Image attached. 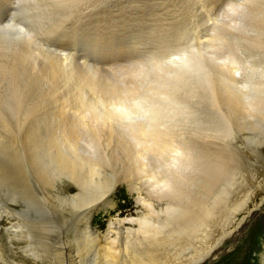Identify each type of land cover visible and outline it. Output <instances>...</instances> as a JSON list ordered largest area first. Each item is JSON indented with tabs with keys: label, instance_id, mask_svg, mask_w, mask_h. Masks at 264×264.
I'll list each match as a JSON object with an SVG mask.
<instances>
[{
	"label": "rangeland",
	"instance_id": "rangeland-1",
	"mask_svg": "<svg viewBox=\"0 0 264 264\" xmlns=\"http://www.w3.org/2000/svg\"><path fill=\"white\" fill-rule=\"evenodd\" d=\"M238 1L239 0H0V26L6 25L5 27L7 28L5 29H8H4L2 32L10 37L12 41H16L11 42L12 46L15 48L13 53L6 50L5 54L3 50H0V54L3 53V55H0V60L9 59L11 61L12 58L18 56L10 63H14L15 65V75L19 71L17 76L19 77L21 74L23 77H19V79L22 78L20 79V86V83H13L14 79H12V77L15 75H10L11 77L6 80L5 77L8 75L0 74L2 76L0 78V86L4 84L1 87H6L11 82L18 85H14L15 87H13L11 83L7 86L6 89L9 92L5 90V88L0 90L2 93H0V100L3 105V109L0 107V109H2L0 110L1 113L6 112L9 115L8 109L10 108L11 110L9 111V116L6 113H0L1 117L6 116L0 118V122L3 123H0V264H17L21 259L25 260L26 264H59L56 262L59 258H56V252H58V255H60L61 252L64 253L61 256V261L64 260L62 261L63 264H98L99 252L97 254V247H99V238L97 244H94L90 249L86 246L87 236L93 234L96 239L97 233L108 236L110 231L109 236H112V239H114L116 233H120L118 235L124 236V231L136 229V222H132L131 220H139L143 214L146 213L148 207L146 208V205L141 202L145 198L146 193H148L147 190L151 189L153 183L149 176L138 171L136 165L134 167L132 160L128 162L127 158H125L127 156L125 152L126 143L122 141V137L119 138L118 135L115 134L117 139L114 136L115 140H113V136L110 137L105 134L107 142H103L102 140L103 143L97 144L98 147L94 146L96 150H92V143L90 142L92 139H89L92 138L91 135H89V133L87 135L84 133L85 136L83 134L84 131L81 132V136H84V140H82L83 138L80 136L78 149H80L81 152H78L79 157L87 163V167L92 164H99L101 167L98 174L90 179L89 168H84L81 175H73L72 173L62 170L57 157H60V155L66 156L67 154L66 151H59L60 144H62L64 140L63 131H71L72 127L74 130L78 128V130L76 129L75 131H82L83 123H86L84 126L88 128V125L93 121L91 115L86 114L89 112V106L91 109L96 103L97 100L95 99L97 97L95 96H98V93L95 94L93 98L95 89H89V87L84 86L86 83H91V81L92 83H103L102 85H105L106 89L109 87L107 84L110 85V87H112L111 85L113 84V88L109 89L111 94L116 91H112V89L117 86L116 89L118 92H114L113 95L116 93L120 95L122 92L119 100V95H115L118 96L116 98L109 94H107L108 96L105 95V97L107 96L106 99L111 96L110 98L113 100L109 98V100L103 99L99 95L102 101H98L99 103L97 102L96 106L100 108L103 104V107L99 109L100 111L105 108V110H110L111 108L113 112L118 113L117 115L122 113L123 115H121L124 116V110H132L136 104H134L135 102L133 101V106L128 107L129 104L132 105V101L130 100H133V98L126 100L128 103H123V96L125 95L124 98H126V93L128 91L124 89L125 87L122 86V84L126 86L130 82V85L133 84L136 86L132 85L136 90H139V86H142L139 84L143 80L142 77L140 76L139 78L131 74L133 70L135 71L134 73H138L137 76L143 75V71L145 70L146 73L149 65L153 67L155 62H162L161 64L158 63L159 65L155 63V66H157H154V68L149 66V71L147 72L153 75L158 67L161 70L163 68H169L170 66L172 67V65V68H178L183 63L185 64L187 56L189 57L192 52L196 53L197 50H206L205 55L209 52L215 53H209L211 55L207 54V57L210 59L211 57H216V60L213 59V61L215 60L214 63H211L213 61L208 59L210 62V64H208L213 70V73L214 71H221L220 67H222V64L227 60L224 52L225 50L227 53L230 51L228 48L226 49L227 46H224L225 43L219 40L222 37V34H220L222 32L220 31L225 21L227 23L228 17L232 14L231 9L238 4ZM14 27L18 29V31L15 30L18 32L17 34L14 31ZM19 31L23 35L19 33ZM12 32L13 34L15 33L14 36ZM9 34L12 36H9ZM219 35L220 38H218ZM30 39L32 40L31 44H34V42L36 43L34 46H31L36 47L35 45H37V47H31L33 50L26 49L27 51H21L24 42L30 43ZM219 44H222V47H220ZM19 45L22 46L20 47ZM15 46L20 49H17ZM222 48L224 49L223 53L221 52ZM29 50L33 52L29 54ZM35 50L39 52H35ZM15 51L16 53H14ZM41 51H44L42 55ZM24 53H28L29 55L25 54V58V55H23ZM32 53L34 54L31 55ZM216 53L219 54L217 55ZM220 53L222 55H220ZM27 55L30 57L33 56L35 59L32 60V57L30 58ZM7 57L8 59H4ZM20 57L24 58L19 59ZM29 58L32 62L31 60L29 61ZM180 58L186 60H183V63H181ZM25 59L30 63L24 61ZM43 59L45 61H42ZM22 60L27 63V66ZM176 60L179 66L176 63L174 64ZM17 61L18 64L16 65ZM20 62L22 65H19ZM163 62L165 63L164 67ZM217 63L219 66L217 65L215 67ZM31 64L37 65H34L35 68L33 69L35 70L32 69L34 66ZM184 64L182 66H184ZM47 65L50 66L48 67ZM143 65H145V67ZM211 65L215 68L218 67L219 70L211 67ZM19 66L23 67V69H20ZM18 67L20 70H18ZM45 67L48 68V70L46 69L47 71L43 72ZM52 68L55 72L59 70V75H56V77L53 75L52 77V73H55ZM142 68L146 69L143 70ZM137 69L143 73L139 74V70ZM21 70L25 74L22 75ZM26 70H30L27 72V80L24 79V76L27 75ZM75 70L76 72L73 73L74 75L70 74ZM218 72H215V74L221 75V73ZM40 73L41 75L45 74V76L41 78ZM17 76L13 78H15V82H17L16 80L20 82ZM39 77L42 80H38ZM54 78H56V80ZM69 78L70 80H68ZM131 78L135 80L133 79L134 81H132ZM138 79L140 81H138ZM125 80L128 83H126ZM3 81H5L6 84ZM38 81L41 82L37 83ZM136 84H138V86ZM96 85L98 86V84ZM19 87H23V89ZM98 87L100 89L98 88L97 91H105V88L100 85ZM127 87L126 89H128ZM144 87L146 88V86ZM34 88L39 91L37 90L34 92ZM130 88L132 91L133 88L129 86V89ZM26 89H28V95H26V93H28ZM82 89L84 90L83 93ZM16 90L18 92H16ZM31 91H33L32 94H30ZM89 91H92V93H89ZM123 91L127 92L124 94ZM109 92L106 91V93ZM24 93L27 97L23 95L25 99L22 100V94ZM18 94L21 95L16 97ZM178 94L179 92H177L175 97L178 96ZM30 95L35 97L32 96L31 99L28 97ZM181 95L182 94H179L177 99L181 98L180 100H183V103L186 105V96L184 97L185 99H183V95L180 97ZM15 98H20L18 99L19 102ZM28 98L30 101L27 100ZM5 99H7V102L4 101ZM81 99L84 100L82 101ZM25 100L27 103L24 102ZM103 100H105V103ZM12 101L18 103L14 104ZM21 101L25 104L23 105ZM31 101L33 102L31 103ZM110 101H113L115 105L116 103L119 105L121 101L118 108L122 107L124 104V107L127 109L123 107V109L121 108L119 109L120 111H118V109H116L117 106L113 103L114 106L111 105L109 103ZM22 105L23 107L19 109ZM26 105L28 107H26ZM4 107L7 108V110H4ZM107 107L109 109H107ZM15 110L18 112L15 113ZM83 110H85V114ZM121 110L123 112H121ZM12 111L14 113H11ZM19 111H22V114L21 112L19 113ZM19 114L24 116H22L23 119L21 120L24 128H22L19 134V139L17 138V141L19 140L21 144L18 142L19 147L18 144L16 147H12L10 144L14 140V133L10 128L13 122L16 124L20 123L21 117H19ZM24 114L27 116L25 117ZM13 115H16L14 117L15 120ZM121 115L119 116L121 117ZM5 118H7V121H10V124H8ZM88 118L90 119V123ZM63 119L64 121L67 119L65 122L66 126L69 124L68 126H71V129L68 126L66 129H60L62 122H64ZM4 122H6V125ZM7 124L8 127L10 126L9 128ZM79 127L81 129H79ZM86 127L84 128L87 129ZM7 129L9 131H7ZM88 130L89 128L85 131L87 132ZM27 133L31 136L28 135L25 139L24 136H27L25 135ZM77 133L78 132H76V134ZM98 138H104V136ZM108 139H110V141H108ZM255 146L256 145H254V151L250 150L251 153L248 150L244 152V161L246 163V169L249 172L247 184L250 185L253 195H251L250 192L249 198H246V200L242 202V208L240 207V210L243 212H240V210L235 211V213L233 212V216L231 215L232 217L226 220L224 223L225 225L218 226L216 231L208 237V240L206 239V241H208L206 245L208 251L206 250L207 252L205 251L202 253L203 255L205 254L204 256L201 255L203 260H200V262L202 261V264H264V210H261L260 213L254 214L250 218H247L245 214L249 211L255 212L256 205H259L262 199H264V143L262 141V143L260 142L256 147ZM17 148L19 149V153L22 152L18 160L13 158L16 151L15 149ZM246 152L248 153L246 154ZM114 158L115 160L111 161ZM113 162L116 163L112 168ZM112 170L113 172L116 171L118 174V176H116L117 182L113 187L110 178ZM93 188H101L104 194L103 201L109 202L113 200V203L111 205L107 203L105 207H102L100 212L92 215L91 212L94 203L99 200L94 198ZM79 195L80 197L78 198ZM247 199H249V201H247ZM158 207L160 208L161 205H157V208ZM86 208L88 210H86ZM90 215L92 216L89 217ZM116 219L117 221H122V223H120L122 225L119 226L117 221L115 223L114 221ZM110 225L112 227H110ZM41 237L46 238L44 240L42 238L41 240L43 241H41L39 239ZM24 252L26 253L24 254ZM23 254H27V256ZM78 258L80 260H78ZM187 258L188 256H184V254L180 255L177 260L178 262L175 261L174 264H185ZM200 262H198V264Z\"/></svg>",
	"mask_w": 264,
	"mask_h": 264
},
{
	"label": "bare ground",
	"instance_id": "bare-ground-1",
	"mask_svg": "<svg viewBox=\"0 0 264 264\" xmlns=\"http://www.w3.org/2000/svg\"><path fill=\"white\" fill-rule=\"evenodd\" d=\"M231 11L232 14L230 15V17H228L229 19L227 20V23L225 21V24L224 26H222V29L220 31L222 32L220 33L222 34L221 35L222 37L219 40L225 43V45L224 44L223 45L225 47L227 46L226 49L228 48L230 51L229 53H227L226 50L224 52L227 60L225 63L222 64V67H220L221 71L219 72L214 71L213 73V70L209 66L210 62L208 61V59L210 61H213V59H215L216 57L215 58L211 57L212 59L211 60L210 58L207 57V54L211 55L209 53L212 54L215 53L209 52L205 55L206 50H199V51L197 50V52L195 51L196 53L192 52L189 57L187 56V60L183 59L186 60L185 64L182 62L183 61L182 58H180L181 63H183L184 66H182L183 65L182 64L178 68L175 67L172 68L173 67L172 65V67L171 66L169 68L167 67L168 69L163 68L164 69V70L162 69L163 71L158 67L157 70H155L156 72L154 71L156 75L155 74L151 75L150 73L147 72L149 71L148 70L149 66L152 67L147 63L149 66L148 68L146 66L147 68L146 73L144 70L146 68H142L144 70L143 75L141 74L137 76L138 73H134L135 72L134 70L133 73L130 72L131 74L136 75V77L139 78L140 76L142 77L143 80L141 79L142 81L140 83L138 82L140 81L139 79L137 81L140 85H142L139 86L140 87L139 90L138 89L136 90V88L134 89L133 86L135 85L133 84H132L133 86L130 85L129 84L130 82L128 83L126 82V80L125 82L129 84V85L127 84L128 87L127 85L125 86L122 84V86L125 87L122 88L128 91V92L123 91L124 94L125 92H127L126 98H124L125 95L123 96L124 99L123 103L124 102L128 103V101L126 100L133 98V100H130L132 101V105L129 104V106L128 105L127 106L132 107L133 101L135 102L134 104H136V106H134L132 110H127V111L124 110V116H122L123 115L122 113H121L122 115L119 113L121 117L117 115L118 114L117 112L116 113L113 112L112 111L113 109L111 110V108L110 110H105L106 109L105 108L103 110L101 109L102 111H100L99 109L103 107L102 106L103 102L101 103L102 105L100 104L101 105L100 108L96 106L98 101H102L100 100V96L103 99H106V97L108 96L107 94L112 96L119 95L118 93L113 95V93L117 91L116 89L117 86L116 88L112 89V91L114 90L116 91H114L111 94L109 92V89L113 88L114 86L113 84L111 85L112 87H110V85L107 84V86H109L107 87L108 90L106 89L105 85L104 86L102 85L103 83L101 84L100 81H99L100 84L97 82H94L95 83L94 84L91 81V83H86L84 85L85 87H89V89L90 88L95 89L96 93L94 92L93 98L97 93H98L97 95L100 96L99 97L95 96L97 97L95 99L97 101L95 104L92 102L94 105L91 107V109L90 106L89 109L87 108L89 112L87 111L88 114L86 115H91V118L93 120L90 123V119L88 118L90 124L88 125L89 130L87 132L85 130H87L88 128L84 126L86 123H83L82 124L83 126L81 125L83 127L82 131L81 130L75 131L76 129L78 130V128L74 130L73 127L71 129V126L70 127L68 126L69 124H67V126L71 129V131H67V130L63 131L64 140L62 144H60L61 146L58 147L60 149L59 151L61 152L66 151L67 154L66 156L60 155V157H57V159H59L58 161L60 162V166L62 170L72 173L73 175H78V174L81 175V172L83 171L84 168H89L88 169L90 176L89 178L91 179V177L98 174L101 167L99 164H92V165L89 164L90 166L87 167V163L79 157L78 152L81 151L80 149H78L79 148L78 142H80L79 139L81 136V132L84 131L83 134L86 133L87 135L89 133V135H91L92 138L89 139H92V141H90L92 143L91 145L92 150L96 148L94 146H97V144L107 142V140L105 139L106 135L110 137L113 136L112 138L113 140H115L116 135H118V137L119 138L122 137L121 138L122 141L126 143L125 152L127 153V156L125 157L124 155V157L127 158L128 162H131L132 160L133 161L132 164L134 163V167L136 165L138 171L140 173L149 176V178L152 180L151 182L153 183L151 189L147 190L148 193H146L145 198L141 202L146 205V208L148 207L146 213L144 212L145 214H143V216L139 220L136 221L131 220L132 222H136L137 225L136 229L134 230L128 229L124 231V236L118 235L120 233L118 234L116 233L114 239H112V236H109L110 231L108 236L107 235L104 236L101 233H97L96 239L93 234L86 237V246L90 249L94 246V244H97L99 238L98 241L99 247H97L98 248L97 254L99 252L98 264L100 263L101 264H160V263L174 264V262L178 260L180 255L183 254L184 256H188L187 260L185 261V264L186 263L198 264L200 260H203V258H201L202 257L201 255H203L202 253L207 250L206 245L208 241H206V239L208 240V237L211 236V234H213L216 231V228L218 226L219 227L222 226L226 222V220H228V218L232 217L235 211H239L242 208V202H244L246 198H249L248 196L251 192V187L250 185L247 184L249 172L246 169V163L244 161L245 159L244 152L246 150H248L249 152L250 150L254 151L255 150L254 145L257 146V144L260 142L262 143V141L264 143V0H239L238 4L234 8H232ZM5 26L2 27L0 26V50L1 51L3 50L5 54H6V50L8 52L13 53L15 48L12 46L11 42L15 40L12 41L10 37L6 36V34L2 32L5 28H7ZM15 30L18 31V29L14 27V31ZM17 33L18 32H16V34ZM19 33L21 32L19 31ZM9 36L12 35L9 34ZM17 36L20 37L19 35ZM218 38H220V35ZM31 39H30V43L27 42H24V44L22 43L23 47L21 51L23 52L27 51L26 49L33 50V48L37 47V45H35L36 47H33L34 44L36 43L34 42V44H31L32 41ZM219 45L220 47H222V44ZM19 46L21 47L22 45ZM223 48L221 51L222 53L224 50ZM17 49L20 48L17 47ZM30 52L33 51L29 50V54ZM35 52H39V51L35 50ZM42 52L44 51H41V55ZM14 53H16V51ZM34 53H32L31 55H33ZM25 54L28 53H24L23 55ZM216 54L218 55L219 53ZM0 55H3V53ZM220 55L222 54L220 53ZM31 57L30 58L32 60L35 59L33 58V56ZM14 58H12V60H15ZM21 58L22 57H20L19 59ZM30 58L29 61L31 60ZM4 59H8V57ZM11 61L9 59L0 60V74L8 75L9 77L8 76L5 77L6 80L7 78L9 79L11 77L10 75H15L14 72L16 68L14 67L15 66L14 63L13 64L10 63ZM18 61L16 65L18 64ZM24 61L27 62L26 59ZM24 61L23 63H25ZM29 61L27 63H30ZM42 61L45 60L43 59ZM214 61L211 63H214ZM20 63L19 65H22V63L21 64ZM27 63H25L26 66ZM158 63L157 65L161 64L162 62L159 64ZM175 63L176 64L178 63L177 60L174 62V64ZM164 64L165 63L163 62V67L165 66ZM31 65L34 66L36 64H31ZM217 65L218 63L215 65V67ZM47 66L49 67L50 65ZM143 66L145 67V65ZM154 66L152 68H154ZM19 67L20 69L21 68L23 69V67L21 66ZM19 67L18 70H20ZM46 67L43 72L48 70V68ZM211 67L213 66L211 65ZM33 68H35V66L32 67V69ZM215 69L219 70L218 67ZM52 70L54 69L52 68ZM29 71L26 70L27 75L24 76L25 77L24 79L26 80L28 79L26 77H28L27 72ZM74 72H76V70L72 71V73L70 74H73ZM143 72H140L139 70V74ZM215 72L221 73V75L219 74L216 75ZM17 73H19V71ZM17 73L13 77H16ZM23 74L25 73H23L22 71V75ZM1 75L0 78L2 77ZM53 75L55 77L56 75H59V70L58 72L56 71L55 73H52V77ZM20 76L21 74L19 75V77ZM42 76H45V74L41 75V78ZM13 77H12V79H14L13 83L16 84L20 83L21 86L20 79H22L23 77L21 76L22 78L19 79V77L17 76L20 82L18 80H16L17 82H15V78ZM41 78L39 77L38 80L39 79L42 80ZM54 79L56 80V78ZM133 79L131 78L132 81L135 80ZM68 80H70V78ZM3 82L5 83V81ZM39 82L41 81H38L37 83ZM96 84H98V86L100 85L101 87L105 88V91L102 92H99L100 90L97 91L99 87ZM14 85L15 84H13V87L18 86V85L15 86ZM37 85L40 86L39 84ZM136 85L138 86V84ZM1 86H0V90L3 88L7 90L6 85H5L6 87H1ZM129 86H131L135 91L133 89L131 91V88L129 89ZM144 86H146V88ZM126 87L128 89H126ZM19 88L23 89V87H19ZM20 89L19 92L21 93ZM17 90L16 92H18ZM26 90L25 91L28 92V89ZM37 90L38 89H36L34 92H36ZM33 91H31L30 94H32ZM92 91H89V93L90 92L92 93ZM106 91L109 93H106ZM83 92L84 90L82 91V93ZM177 92L183 95V97L182 95L180 97H182L183 99L186 98L185 100L187 101V103L184 101L186 105L183 103V100H180L181 98L177 99V97H179V94L178 96L175 97V95H177ZM25 93L22 94V100L25 99V97H27L26 95L29 94V92L26 93V95ZM20 95L21 94H18V96L16 97H19ZM23 95H25L24 98ZM105 95L107 96L105 97ZM120 95L118 100L120 99ZM32 96L30 95L28 97L31 98ZM110 97L111 96H109L108 98L110 100H113ZM116 97L118 96H115V98ZM20 98H15V99H17V101L19 102L18 99ZM29 98L27 99L28 101H30ZM108 98L106 100H109ZM4 101L7 102V99H5ZM103 101L105 103V100ZM18 102H14V104ZM21 102L23 105L25 104L23 103V101ZM24 102H26V100ZM32 102L33 101H31V103ZM114 102L110 101L109 103L113 105ZM0 103H1L0 107H2L3 109L1 100ZM120 103L119 105H117V103L116 105L114 104L115 106H117L116 109H118V111H120L119 109L121 108L123 109L124 107V104L122 103L123 106L121 105L122 107L118 108V106H120ZM23 105L20 106L19 109H21ZM26 107L28 106L26 105ZM5 109L7 110V108L4 107V110ZM107 109L109 108L107 107ZM116 109L114 110L117 111ZM9 111H11L10 108L8 109V113L10 115ZM83 111H84L83 113L85 114L86 113L85 110ZM14 112L17 113L18 111L16 112L15 110ZM14 112L12 111L11 113ZM20 112L22 114V111H19V113ZM121 112L123 111L121 110ZM15 116L13 115V118ZM22 116L23 115L19 116L21 117L20 123L17 124L14 123L13 121L15 120V118L13 121H11L13 123L11 124L12 127L10 129H12L13 130L12 132L14 133V140L13 142L11 141L12 143L10 142L11 143L10 145L12 147H16L18 142L20 143L19 140L17 141V138L19 139L20 137L19 134L21 133L22 128H24L21 123V120L23 119ZM26 116L27 115H25V117ZM4 117H1L0 115V118H4ZM11 117L9 118L13 119ZM6 119L7 118H5V120ZM66 120L64 121L63 119L64 122H62L61 124L62 126H60V129L67 128L65 123ZM7 122L8 124H10L9 123L10 121ZM4 123L6 125V122ZM80 127L79 129H81ZM84 127H86L87 129H85ZM7 131L9 130L7 129ZM76 132L78 133L76 134ZM25 135L27 136H24V138L28 137L29 133ZM103 136L104 138H98ZM110 139H108V141H110ZM82 140H84V138ZM15 150L16 151L13 155V158L14 159L16 158L18 160V158L21 156L20 153L22 152L19 153L18 148ZM247 153L248 152H246V154ZM113 160H115V158L112 159L111 161ZM116 162L112 163V168L115 166ZM116 176H118L117 172L116 171L113 172L112 170L110 173L112 187L115 186L117 182ZM93 195L94 198L99 200L98 201L96 200L97 202L94 203L92 212L89 209L92 215L94 213L100 212L102 207H105L107 203L108 205H111L113 203V200L109 202L103 201L104 194L101 188H93ZM251 195H253L252 192ZM79 197L80 195L78 196V198ZM263 200L264 199H262L259 205H256L255 207L256 209L254 210L255 212L249 211L245 213L247 215V218H250L254 214L260 213L261 210L262 211L264 210ZM247 201H249V199H247ZM157 205H161V207L160 208L158 207L159 208L158 209ZM86 210L88 209L86 208ZM240 212L243 211L240 210ZM92 215H90L89 217H91ZM117 219L114 221L115 223ZM117 222L119 226L122 225L120 224L122 223V221H117ZM111 225L110 227H112ZM42 238L43 237L39 239L41 240ZM45 238H43V240ZM25 253L26 252H24V254ZM56 253H54L56 254V258L59 257L56 262H58L59 264H63L62 261L64 260L61 261V256L64 253L61 252L60 255H58V252ZM24 256H27V254ZM73 259L75 260V258ZM96 259H97V255H96ZM78 260L80 259L78 258ZM202 263L203 262L201 261L199 264ZM17 264H26V262L25 260L21 259ZM48 264H53V263H48Z\"/></svg>",
	"mask_w": 264,
	"mask_h": 264
}]
</instances>
